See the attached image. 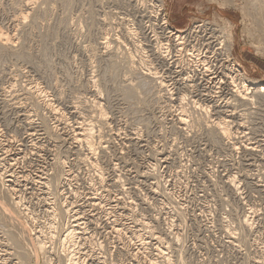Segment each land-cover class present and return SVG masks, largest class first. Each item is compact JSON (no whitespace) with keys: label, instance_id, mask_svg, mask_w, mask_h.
Listing matches in <instances>:
<instances>
[{"label":"rangeland","instance_id":"rangeland-1","mask_svg":"<svg viewBox=\"0 0 264 264\" xmlns=\"http://www.w3.org/2000/svg\"><path fill=\"white\" fill-rule=\"evenodd\" d=\"M28 1L0 0V32L15 42L0 46V173L14 188L0 264H264V105L230 102L228 85L234 67L264 83V0ZM220 118L230 141L209 127ZM82 120L97 123L85 126L92 153L76 142Z\"/></svg>","mask_w":264,"mask_h":264},{"label":"bare ground","instance_id":"bare-ground-1","mask_svg":"<svg viewBox=\"0 0 264 264\" xmlns=\"http://www.w3.org/2000/svg\"><path fill=\"white\" fill-rule=\"evenodd\" d=\"M25 1H26V0H25ZM30 1H31V0H30ZM33 1H34V0H33ZM33 1H31V2H29V1H28V2H25L26 6H28L27 4H30V3H32ZM35 1H36V0H35ZM35 1H34V2H35ZM25 4H24V5H25ZM26 6H25V7H26ZM26 8H27V7H26ZM21 13H22V12H20V15H23V13H22V14H21ZM18 15H19V14H18ZM25 15H26V14H25ZM20 17H21V16H20ZM24 17H25V16H22L23 19H22V18L17 19V17H16V19L18 20L17 23L20 22V19H22V21H23V20H24ZM22 21H21V22H22ZM165 23H166V22H165ZM19 24H20V23H19ZM162 24H163V23H161V25H162ZM163 26H164V25H163ZM164 27H165V26H164ZM166 28H167V26H166ZM159 29H160V28H159ZM159 29H158V30H159ZM199 30H200V29H199ZM0 31H1V30H0ZM152 32H153V31H152ZM176 32H177V31H174V32H173V35L175 34V37H174V36H173V37L176 38L177 41H178V40H182V39H180L181 36L178 37V35H176ZM194 32H195V31H194ZM195 33H196V32H195ZM170 34H171V33H170ZM154 35H155V34H154ZM156 35H157V34H156ZM168 35H169V34H168ZM171 35H172V34H171ZM192 35H193V34H192ZM209 35H210V34H209ZM197 36H198V35H197ZM10 37H11L10 34H9V37H8L7 34H4L3 32H0V46H1V47H4V48L9 47V46L11 47V44H13L12 42H14V40H13V38H10ZM171 37H172V36H171ZM193 37H194V36H193ZM167 38H168V37H167ZM167 38H166V39H167ZM174 38H173V39H174ZM207 38H208V37H207ZM209 38H210V37H209ZM211 38H214V37L212 36ZM211 38H210V39H211ZM192 39H193V38H192ZM198 39H199V38H198ZM214 39H215V38H214ZM12 40H13V41H12ZM169 40H170V38H169ZM11 41H12V42H11ZM157 42H158V41H157ZM172 42H173V41H172ZM172 42L170 41V43H172ZM183 42H184V41H183ZM190 42H191V41H190ZM14 43H15V42H14ZM107 43H108V41H107ZM173 43H174V42H173ZM179 43H180V41H179V42H175V45L179 46V45H180ZM187 43H188V42H187ZM196 43H197V42H196ZM200 43H201V42H200ZM160 44H161V43H160ZM178 44H179V45H178ZM183 44H184V43H183ZM188 44H189V43H188ZM13 45H14V44H13ZM156 46H157V45H156ZM161 46H162V45H161ZM164 46H165V45H164ZM181 46H182V44H181ZM206 46H207V45H206ZM13 47H14V46H13ZM103 47H105V46H103ZM107 47H108V46H107ZM159 47H160V46H159ZM168 47H169V46H168ZM174 47H176V46H174ZM179 47H180V46H179ZM197 47H199V46H197ZM197 47H196V48H197ZM152 48H153V47H152ZM161 48H162V47H161ZM170 48H171V47H170ZM177 48H178V47H177ZM180 48H181V47H180ZM180 48H179V49H180ZM184 48H185V47H184ZM200 48H201V46H200ZM228 48H229V47H228ZM9 49H10V48H9ZM12 49H13V48H12ZM107 49H108V48H107ZM175 49H176V48H175ZM180 50H181V49H180ZM185 50H186V49H185ZM191 50H192V49H191ZM205 50H206V49H205ZM205 50H204V51H205ZM211 50H212V49H211ZM161 51H162V50H161ZM164 51H165V50H164ZM172 51H173V50H172ZM177 51H178V50H177ZM189 51H190V49H189ZM199 51H200V50H199ZM227 51H228V50H227ZM159 52H160V51H159ZM178 52H179V51H178ZM182 52H184V51H182ZM186 52H188V51H186ZM193 52H194V51H193ZM207 52H208V51H207ZM157 53H158V52H157ZM174 53H175V52H174ZM184 53H185V52H184ZM189 53H190V52H189ZM196 53H197V52H196ZM196 53H195V54H196ZM210 53H211V52H210ZM162 54H163V51H162V53H161L160 55H162ZM202 54H203V51H202ZM202 54H201V55H202ZM211 54H212V56H213V53H211ZM211 54H209V55L211 56ZM214 54H215V53H214ZM158 55H159V54H158ZM166 55H167V54H166ZM175 55H176V54H175ZM189 55H191V54H189ZM193 55H194V54H193ZM206 55H207V54H206ZM215 55H216V54H215ZM173 56H174V55H173ZM186 56H187V53H186ZM199 56H200V54H199ZM228 56H229V55H228ZM159 57H160V56H159ZM175 57H176V56H175ZM184 57H185V56H184ZM188 57H189V56H188ZM192 57H193V56H192ZM206 57H207V56H206ZM206 57H205V58H206ZM225 57H226V59H227V56H225ZM161 58H162V57H161ZM179 58H180V57H179ZM195 58H196V56L194 57V59H195ZM203 58H204V57H203ZM228 58H229V57H228ZM162 59H163V58H162ZM174 59H175V58H174ZM187 59H188V58H187ZM199 59H200V58H199ZM207 59H208V57H207ZM180 60H181V59H180ZM189 60H190V59H189ZM197 60H198V59H197ZM201 60H202V58H201ZM203 60H204V59H203ZM181 61H182V60H181ZM198 61H199V60H198ZM206 61H209V60H206ZM217 61H219V59H217ZM226 61H227V60H226ZM188 62H189V61H188ZM199 62H200V61H199ZM214 62H215V61H214ZM173 63H174V62H173ZM185 63H186V62H185ZM192 63H195V62H192ZM208 63H209V62H208ZM212 63H213V62H212ZM222 63H224V62H222ZM233 63H234V62H233ZM132 64H133V63H132ZM179 64H180V63H179ZM189 64H190V63H189ZM196 64H197V63H196ZM200 64H201V63H200ZM202 64H203V62H202ZM202 64H201V65H202ZM204 64H206V63H204ZM210 64H211V63H210ZM210 64H209V65H210ZM213 64H214V63H213ZM215 64H216V63H215ZM174 65H175V64H174ZM198 65H199V64H198ZM216 65H217V64H216ZM194 66H195V65H194ZM213 66H215V65H213ZM220 66H221V63H220ZM224 66H225V65H224ZM230 66H231V65H230ZM177 67H178V66H177ZM180 67H181V66H180ZM185 67H187V66H185ZM196 67H197V65H196ZM199 67H200V66H199ZM204 67H205V65H204ZM226 67H227V65H226ZM228 67H229V66H228ZM134 68H135V67H134ZM183 68H184V67H183ZM191 68H192V67H191ZM191 68H190V69H191ZM202 68H203V67H202ZM208 68H209V67H208ZM131 69H132V67H131ZM188 69H189V68H187V70H188ZM190 69H189V70H190ZM193 69H194V68H193ZM196 69H197V68H196ZM217 69H218V68H217ZM229 69H230V68H229ZM237 69H238V68H237ZM237 69H235V67H234L233 71L235 72V74H233L234 76L230 75V83L228 84V85H231V89H230V91H231V95L233 94L232 97H229V96H228L229 99H230V102H231L232 100H234V98H235V99L238 100V102H239V101L242 102V104H249V103H250V104H254V103H255V104H259V105H260V104H263V105H264V83L261 82L260 80H257V79H251V78H250V79H248V78L245 79V78H243V77H242V74L238 72V71H240V70L238 69V71H237ZM133 70H134V69H133ZM147 70H148V69H147ZM203 70H204V68H203ZM208 70H209V69H208ZM215 70H216V68H215ZM222 70H223V67H222ZM176 71H177V70H176ZM196 71H197V70H196ZM206 71H207V65H206V67H205V71H204V72H206ZM212 71H213V70H212ZM227 71H228V70H227ZM233 71H232V68H231V71H230V72H231V73H234ZM132 72H133V71H132ZM179 72H180V71H179ZM184 72H186V71H184ZM191 72H192V71H191ZM200 72H201V70H200ZM200 72H198V73H200ZM219 72H220V70H219ZM180 73H181V72H180ZM201 73H202V72H201ZM209 73H210V72H208V74H209ZM220 73H223V71L220 72ZM225 73H226V72H225ZM148 74H149V73H148ZM195 74H196V73H195ZM195 74H193V75H195ZM210 74H212V73H210ZM227 74H228V73H227ZM151 75H152V74H151ZM183 75H184V73H183ZM189 75H190V74H189ZM191 75H192V74H191ZM191 75H190V76H191ZM205 75H206V74H205ZM222 75H223V74H221V77H222ZM225 75H226V74H225ZM157 76H158V75H157ZM176 76H177V75H176ZM199 76H200V75H198V77H199ZM202 76H203V75H202ZM202 76H201V78H202ZM179 77H180V76H179ZM183 77H184V76H183ZM187 77L189 78V76H187ZM212 77H213V76H212ZM221 77H220V78H221ZM225 77H226V76H225ZM152 78H153V77H152ZM155 78H156V77H155ZM184 78H185V77H184ZM188 78H187L186 80H188ZM192 78H193V77H192ZM192 78H191V79H192ZM215 78H216V77H215ZM218 78H219V77H218ZM220 78H219V79H220ZM150 79H151V78H150ZM202 79H203V78H202ZM211 79H212V78H211ZM152 80H153V79H152ZM198 80H199V79H198ZM200 80H201V79H200ZM206 80H208V79H206ZM215 80H216V79H215ZM224 80H225V79H224ZM189 81H190V79H189ZM219 81H221V80H219ZM226 81H227V80H226ZM228 81H229V80H228ZM192 82H193V80H192ZM198 82H199V81H198ZM200 82H201V81H200ZM221 82H222V81H221ZM160 83H161L162 86H163V83H162V82H160ZM160 83H159V84H160ZM181 83H182V82H181ZM183 83H184V82H183ZM189 83H190V82H189ZM215 83H216V82H215ZM217 83H218V82H217ZM222 83H223V82H222ZM225 83H226V82H225ZM187 84H188V81H187ZM187 84H186V85H187ZM192 84H193V83H192ZM204 84H205V83H204ZM218 84H219V83H218ZM218 84H217V85H218ZM223 84H224V83H223ZM193 85H194V84H193ZM211 85H214V84H211ZM219 85H220V84H219ZM159 86H160V88L162 87L161 85H159ZM220 86H221V85H220ZM190 87H191V86H190ZM192 87H193V86H192ZM196 87H197V86H196ZM216 87H218V86H216ZM216 87H215V88H216ZM226 87H227V86H226ZM164 88H165V84H164ZM186 88H187V87H186ZM206 88L209 89V87H206ZM211 88H212V87H211ZM222 88H223V87H222ZM162 89H163V88H162ZM162 89H161V90H162ZM184 89H185V88H184ZM212 89H214V88H212ZM217 89H218V88H217ZM217 89H216V91H217ZM224 89H225V88H224ZM227 89H228V88H227ZM161 90H160V91H161ZM219 90H221V89H219ZM219 90H218V91H219ZM228 90H229V89H228ZM28 91L31 92L30 88H29ZM163 91H164V89H163ZM204 91H205V90H204ZM204 91H203V92H204ZM206 91H208V90H206ZM212 91H213V90H212ZM212 91H211V92H212ZM214 91H215V90H214ZM214 91H213V92H214ZM30 92H29V93H30ZM166 92H167V91H166ZM201 92H202V91H201ZM213 92H212V93H213ZM226 92H229V91H226ZM25 93H26V90H25ZM29 93L27 92V94H29ZM179 93H180V92H179ZM197 93H198V92H197ZM199 93H200V92H199ZM212 93H211V94H212ZM222 93H223V92H222ZM229 93H230V92H229ZM170 94H171V93H170ZM204 94H205V93H203L202 95H204ZM216 94H218V93H216ZM10 95H11V94H10ZM186 95H187V94H186ZM206 95H207V94H206ZM214 95H215V94H214ZM229 95H230V94H229ZM231 95H230V96H231ZM32 96H33V94H32ZM184 96H185V95H184ZM217 96H218V95H217ZM219 96H221V95H219ZM223 96H224V95H223ZM26 97H28V96H26ZM207 97H208V96H207ZM226 97H227V96H226ZM226 97H225V98H226ZM21 98H22V97H21ZM21 98H19V100H20ZM28 98H29V97H28ZM32 98H33V97H32ZM212 98H213V97H212ZM231 98H232V100H231ZM210 99H211V98H209V100H210ZM215 99H216V98H215ZM218 99H219V98H218ZM222 99H223V98H222ZM240 99H241V100H240ZM26 100H27V99H26ZM180 100H181V99H180ZM180 100H179V101H180ZM182 100H183V99H182ZM182 100H181V101H182ZM216 100H217V99H216ZM11 101H12V100H11ZM17 101H18V100H17ZM27 101H28V100H27ZM91 101H92V100H91ZM192 101H193V100H192ZM222 101H223V100H222ZM225 101H227V99H226ZM47 102H48V101H47ZM94 102L96 103L97 101L94 100V101L91 102V103H94ZM176 102H177V101H176ZM207 102H208V100H207ZM210 102H211V101H210ZM230 102H229V100H228L227 103L230 104ZM238 102H237V104H238ZM240 102H239V103H240ZM13 103H14V102H13ZM19 103H20V102H19ZM181 103H182V102H181ZM215 103H216V102H215ZM16 104H17V102H16ZM48 104H49V103H48ZM50 104H51V103H50ZM50 104H49V106H50ZM179 104H180V103H179ZM213 104H214V103H213ZM224 104H226V103H224ZM224 104H222V105H224ZM229 104H228V105H229ZM233 104H234V103H233ZM233 104H232L231 106H236V105H237V104H236V105H233ZM240 104H241V103H240ZM92 105H93V104H92ZM92 105H91V108H90L91 110H92V107H93ZM96 105L98 106L97 103H96ZM96 105H95V106H96ZM99 105H100V104H99ZM15 106H16V105H15ZM45 106H46V105H45ZM45 106H44V107H45ZM97 106H96V108H95L94 110H97V109H98ZM202 106H203V105H202ZM216 106H217V105H216ZM220 106H221V105H220ZM243 106H245V105H243ZM249 106L251 107L252 105H248V107H249ZM257 106H258V105H257ZM260 106L262 107V105H260ZM18 107L20 108L21 105L18 106ZM18 107H17V108H18ZM28 107H29V106H28ZM51 107H53L52 104H51ZM89 107H90V106H89ZM98 107H99V106H98ZM179 107H180V106H179ZM192 107H193V106H192ZM194 107H195V109H196V106H194ZM218 107H219V106H218ZM223 107H224V106H223ZM223 107H222V108H223ZM229 107H230V106H229ZM261 107H260V108H261ZM263 107H264V106H263ZM263 107H262V108H263ZM24 108H26V107H24ZM49 108H50V107H49ZM100 108H101V107H100ZM100 108H99V109H100ZM180 108H181V107H180ZM234 108H235V107H234ZM240 108H241V106H240ZM240 108H239V109H240ZM243 108H244V107H243ZM245 108H246V107H245ZM245 108H244V109H245ZM255 108H256V107H255ZM11 109H12V108H11ZM45 109H47V108H45ZM181 109H182V108H181ZM199 109H200V108H199ZM205 109H206V107H205ZM207 109H209V108H207ZM207 109H206V110H207ZM227 109H228V108H227ZM22 110H23V109H22ZM22 110H21V111H22ZM56 110H58V109H56ZM75 110H76V109H75ZM101 110H102V109H101ZM225 110H226V109H225ZM240 110H241V109H240ZM247 110H248V109H247ZM21 111H20V112H21ZM23 111H24V110H23ZM23 111H22V112H23ZM25 111H26V109H25ZM28 111H29V110H28ZM28 111H27V113H28ZM51 111H53L52 108H51ZM72 111H73V110H72ZM102 111H103V110H102ZM197 111H198V109H197ZM203 111H205L203 108L201 109V111L199 110V112H201V114H202ZM216 111H217V110H216ZM218 111H220V110H218ZM222 111H223V110H222ZM234 111H235V110H234ZM234 111H233V113H234V114H237V113H235ZM238 111H239V110H238ZM242 111H244V110L242 109ZM74 112H75V111H74ZM90 112H91V111H90ZM92 112H93V111H92ZM94 112H95V111H94ZM94 112H93V113H94ZM98 112H99V111H98ZM182 112H183V109H182ZM226 112H227V111H226ZM229 112H230V111H229ZM229 112H228V114H229ZM3 113H4V112H3ZM27 113H26V114H27ZM50 113H51V112H50ZM53 113H54V112H53ZM57 113H59V112L57 111ZM62 113H63V112H62ZM96 113H97V112H96ZM99 113H100L99 115L96 114V115H98L99 117H97V116H96V117L99 118V120H101V119H102V116H103V114H104V112L101 113V111H100ZM246 113H247V112H246ZM22 114H23V113H22ZM55 114H56V113H55ZM71 114H72V117H73L74 114H73V113H71ZM94 114H95V113H94ZM203 114H204V112H203ZM205 114H206V113H205ZM228 114H226V115H228ZM243 114H244V113H243ZM20 115H21V114H20ZM23 115H24V114H23ZM28 115L30 116L29 113H28L26 116H28ZM76 115H77V114H76ZM76 115H75V116H76ZM226 115H225V116H226ZM4 116H5V115H4ZM183 116H184V115H183ZM234 116H236V115H234ZM77 117H78V116H77ZM82 117H83V116H82ZM90 117H92V116H90ZM93 117H94V116H93ZM93 117H92V119L94 120ZM104 117H105V116H104ZM177 117H178V116H177ZM180 117H181V116H180ZM208 117H209V116H208ZM26 118H27V117H25V120H26ZM31 118H32V117H31ZM73 118H74V117H73ZM75 118H76V117H75ZM175 118H176V117H175ZM217 118H218V116H217ZM247 118H248V117H247ZM76 119H77V118H76ZM86 119H87V118H86ZM177 119H178V118H177ZM204 119H205V118H204ZM209 119H210V118H209ZM225 119H226V118H224V119H223V118H222V119L220 118L219 120L216 119L217 121L215 120V121L211 122V126H210L209 122L212 121V119L209 120V122H208V121H206V122H208L207 125L209 124V127H213V126H215V128H216L215 131L218 132V134H217L218 136L221 135V136H224V137H226V138L228 139V138H231V137H232V136H230V133H231L230 130H231L232 128L230 129V126H231V125L229 126L228 121H226ZM240 119H241V118H240ZM22 120H24V116H23ZM29 120H30V119H29ZM90 120H91V119H90ZM105 120H106V119H105ZM183 120H184V119H183ZM232 120H233V119H232ZM18 121H19V120H18ZM33 121H34V120H33ZM33 121H32V122H33ZM94 121H96V120H94ZM94 121H93V122H94ZM97 121H98V120H97ZM181 121H182V118L180 119V123H182ZM185 121H186V120H185ZM230 121H231V120L229 119V122H230ZM241 121H242V120H241ZM24 122H25V121H24ZM32 122H31V120L28 121V122H26V124L28 123V127H31V128H32V125H33ZM57 122H58V120H57ZM66 122H67V121H66ZM66 122H64V123H66ZM73 122H74V121H73ZM75 122H76V121H75ZM89 122H90V121H89ZM89 122L86 121V123H85V120H82V121L80 122V123H81L80 126H82V127L79 128V129H81V130H79L78 132L76 131V132H77V135H75L74 132H73V133H74V135L77 137L76 142H77L78 140L81 141V140L84 139V142L82 141V142H83V145L86 144L85 146H87V150H88L89 152H91V151H92V148H94L93 145H95V144H93L92 141H91L90 143L93 144V145H91V144H89V143L87 142L88 140H86V139H90L88 136H89V134H91V133H90L91 130H90V132H89V129H92V128H93V127H92V128L89 127V125H88V124H90ZM101 122H102V121H100V124H102ZM103 122H104V120H103ZM178 122H179V120H178ZM183 122H184V121H183ZM232 122L234 123V121H232ZM62 123H63V122H62ZM80 123H79V124H80ZM87 123H88V124H87ZM94 123H95V122H94ZM94 123H93V124H94ZM204 123H205V122H204ZM212 123H213L214 125H213ZM248 123H249V121H248ZM22 124H23V123H22ZM66 124H68V123H66ZM69 124H70V122H69ZM76 124H77V123H76ZM76 124H75V125H76ZM98 124H99V123H98ZM182 124H185V123H182ZM5 125H6V124H5ZM23 125H24V124H23ZM34 125H35V124H34ZM37 125H38V124H37ZM40 125H41V124H40ZM63 125H64V124H63ZM96 125H97V123H96ZM96 125H93L94 128H95ZM212 125H213V126H212ZM239 125L241 126V124H239ZM247 125H248V124H247ZM24 126H27V125H24ZM42 126H43V125H42ZM85 126H86V127L88 126L89 129L86 128ZM98 126H100V125H98ZM103 126H104V123H103ZM236 126H237V125H236ZM236 126H235V127H236ZM43 127H44V126H43ZM73 127H74V126H73ZM237 127H238V126H237ZM243 127H244V126H243ZM25 128H26V127H25ZM48 128H50V127H48ZM62 128H64V127H62ZM62 128H61V129H62ZM94 128H93V129H94ZM213 128H214V127H213ZM215 128H214V129H215ZM27 129H28V128H27ZM38 129H39V128H38ZM42 129H43V128H42ZM93 129H92V130H93ZM96 129H97V128H96ZM99 129H100V128H99ZM209 129H210V128H209ZM30 130H31V129H30ZM32 130H33V129H32ZM40 130H41V128H40ZM40 130H39V131H40ZM43 130L46 131L47 129L44 128ZM52 130H53V129H52ZM64 130H65V129H64ZM64 130L62 131V133L65 132ZM72 130H73V129H72ZM74 130H75V128H74ZM74 130H73V131H74ZM232 130H233V129H232ZM93 131H94V130H93ZM93 131H92V132H93ZM99 131H100V130H99ZM99 131H98V132H99ZM104 131H105V130H104ZM104 131H103V132H104ZM215 131H214V132H215ZM235 131H236V130H235ZM235 131H234V132H235ZM237 131H238V130H237ZM26 132H27V130H26ZM28 132H29V131H28ZM30 132H31V131H30ZM35 132H37V130H35ZM43 132H44V131H43ZM50 132H51V131H50ZM211 132H212V130H211ZM21 133H22V132H21ZM32 133H33V132H32ZM45 133H46V135H47V134L49 135V132L47 133V131H46ZM52 133H53V132H52ZM212 133H213V132H212ZM235 133H239V132H235ZM26 134H27V133H26ZM34 134H39V133H34ZM102 134H103V133H102ZM219 134H220V135H219ZM9 135H10V134H9ZM14 135H16V134H14ZM32 135H33V134H32ZM62 135H63V134H62ZM62 135H60V138H61ZM65 135H66V134H65ZM93 135H94V134L92 133V137L94 138ZM214 135H215V133H214ZM232 135H234V134L232 133ZM236 135H237V134H236ZM26 136H27V135H26ZM29 136H30V135H29ZM33 136H36V135H33ZM69 136H70V135H69ZM69 136H68V137H69ZM96 136H98V135L96 134ZM218 136H217V137H218ZM240 136H241V135H240ZM245 136H246V135H245ZM20 137H21V135H20ZM42 137H44V136H42ZM42 137H41V139H42ZM47 137H49V136H47ZM54 137H55V135H54ZM56 137H57V136H56ZM56 137H55V139H56ZM68 137H67V138H68ZM76 137H75V138H76ZM234 137H236V136H234ZM234 137H233V138H234ZM12 138H13V137H12ZM12 138H11V139H12ZM15 138H16V137H15ZM27 138H28V137H27ZM29 138H30V137H29ZM34 138H35V137H34ZM52 138H53V137H52ZM58 138H59V136H58ZM70 138H71V137H70ZM100 138H101V137H100ZM221 138H222V137H221ZM20 139H21V138H20ZM24 139H25V138H24ZM31 139H32V138H31ZM31 139H30V140H31ZM49 139H50V138H49ZM61 139H62V138H61ZM65 139H66V138H65ZM68 139H69V138H68ZM73 139H74V138H73ZM98 139H99V138H97V140H98ZM9 140H10V138H9ZM9 140H6V141L9 143ZM12 140H13V139H12ZM16 140H17V139H16ZM21 140H22V139H21ZM28 140H29V139H28ZM56 140H57V139H56ZM70 140H71V139H70ZM74 140H75V139H74ZM91 140H93V141L96 140V137H95V139H91ZM100 140H101V139H100ZM219 140H220V139H219ZM223 140H224V138H223ZM228 140H229V139H228ZM228 140H227V141H228ZM35 141H36V140H35ZM35 141H33V142H35ZM39 141H40V140H39ZM50 141H51V140H50ZM68 141H69V140H68ZM85 141H86V143H85ZM89 141H90V140H89ZM98 141H99V140H98ZM98 141H97V142H98ZM103 141H104V140H103ZM229 141H230V140H229ZM11 142H12V141H11ZM14 142H15V141H14ZM30 142H31V141H30ZM42 142H43V141H42ZM45 142H46V141H45ZM69 142H70V141H69ZM74 142H75V141H74ZM82 142H81V144H82ZM97 142H96V143H97ZM232 142H234V141H232ZM35 143H36V142H35ZM38 143H40V142H38ZM78 143H80V142H78ZM78 143H77V144H78ZM101 143H102V142H101ZM236 143H237V142H236ZM258 143H259V142H258ZM15 144H17V141H16V143H14V145H15ZM20 144H21V143H20ZM20 144H19V145H20ZM22 144H23V143H22ZM5 145H6V144H5ZM9 145H11V144L9 143ZM14 145H13V146H14ZM46 145H47V144H46ZM46 145H45V146H46ZM145 145H146V144H145ZM232 145L234 146V144H232ZM2 146H4V145H2ZM2 146H1V143H0V147H2ZM21 146H22V145H21ZM30 146H31V145H29V149H30ZM34 146H35V145H34ZM43 146H44V145H43ZM62 146H63V145H62ZM72 146H73V145H72ZM85 146H84V147H85ZM97 146L100 147V145H97ZM102 146H104V144H103ZM233 146H232V147H233ZM245 146H246V145H245ZM9 147H10V146H9ZM31 147H32V146H31ZM35 147H36V146H35ZM39 147H40V145H39ZM74 147H75V146H74ZM79 147H80V146H78V148H79ZM95 147H96V146H95ZM235 147H236V146H235ZM246 147H248V146H246ZM16 148H18V147H16ZM47 148H48V147H47ZM50 148H51V147H50ZM50 148H49V149H50ZM68 148H69V147H67V150L70 152V150H69ZM70 148H71V146H70ZM85 148H86V147H85ZM105 148H106L105 146L102 147L103 150H104ZM6 149H7V148H6ZM20 149H21V148H20ZM20 149L18 148V150H20ZM37 149H38V148H36V150H37ZM41 149H42V147H41ZM58 149H59V148H58ZM95 149H96V148H95ZM245 149H249V150H250L251 147H249V148H245ZM252 149H253V147H252ZM252 149H251V150H252ZM10 150H11V149H10ZM16 150H17V149H16ZM56 150H57V148H56ZM56 150H55V151H56ZM73 150H74V149H73ZM76 150H77V149H76ZM78 150H79V149H78ZM81 150L83 151L82 148H81ZM100 150H101V149H100ZM103 150H101V151H103ZM251 150H250V151H251ZM0 151H1V149H0ZM2 151H3V150H2ZM28 151H29V150H28ZM30 151H31V150H30ZM43 151H44V150H43ZM51 151H52V150H51ZM74 151H75V150H74ZM93 151H94V150H93ZM96 151H97V150H96ZM96 151H94V152H96ZM253 151H254V150H253ZM12 152H13V149H12ZM14 152H15V151H14ZM32 152H33V151H32ZM36 152H38V150H37ZM36 152H35V153H36ZM39 152H40V151H39ZM41 152H42V151H41ZM45 152H46V151H45ZM49 152H50V151H49ZM85 152H86V150H85ZM3 153H4V152H3ZM3 153H0V161H4V160L7 159V158L4 156V155H6V154H3ZM5 153H6V151H5ZM7 153H8V152H7ZM23 153H24V151H23ZM23 153H22V154H23ZM29 153H31V152H29ZM35 153H34V154H35ZM52 153H53V152H52ZM60 153H61V152H60ZM70 153H71V152H70ZM76 153L79 154V152H77V151H76ZM83 153H84V152H83ZM83 153H82V155H84ZM91 153H92V152H91ZM91 153H90V155H91ZM19 154H20V153H19ZM25 154H26V152H25ZM49 154H50V153H49ZM71 154H72V153H71ZM80 154H81V153H80ZM95 154H96V153H95ZM97 154H98V153H97ZM27 155H28V153H27ZM37 155H38V154H37ZM50 155H51V154H50ZM55 155H56V154H55ZM74 155H77V154H74ZM93 155H94V153H93ZM9 156H10V155H9ZM21 156H22V155H21ZM34 156H35V155H34ZM52 156H53V155H52ZM64 156H65V155H64ZM79 156H80V155H79ZM79 156H77V158H79ZM85 156H86V154H85ZM95 156H96V155H95ZM95 156H94V158H95ZM19 157H20V156H19ZM83 157H84V156H83ZM83 157H80V158L82 159ZM88 157H90V156H88ZM13 158H15V157H13ZM23 158H24V157H23ZM26 158H27V156H26ZM94 158H93V159H94ZM104 158H105V157H104ZM165 158H166V157H165ZM165 158H164V159H165ZM21 159H22V158H21ZM21 159H20V160H21ZM31 159H32V158H31ZM45 159H46V158H45ZM84 159H85V162H87V161H86V158H84ZM87 159H89V158H87ZM90 159H91V158H90ZM90 159H89V160H90ZM161 159H162V158H161ZM12 160H13V159H12ZM54 160H55V159H54ZM64 160H65V159H64ZM64 160H63V161H64ZM67 160H68V158H67ZM94 160H95V159H94ZM8 161H10V160H8ZM15 161H16V160H15ZM15 161H14V162H15ZM52 161H53V160H52ZM83 161H84V160H83ZM91 161H92V160H91ZM59 162H60V161H59ZM85 162H84V163H85ZM89 162H90V161H89ZM1 163H2V162H1ZM12 163H13V162H12ZM61 163H62V161H61ZM79 163H80V162H79ZM81 163H82V162H81ZM81 163H80V164H81ZM92 163H94V162H92ZM95 163L98 164V162H95ZM42 164H43V163H42ZM49 164H51V163H49ZM53 164H54V163H53ZM53 164H52V165H53ZM87 164H88V163H87ZM3 165H4V164H3ZM16 165H18V164H16ZM56 165H57V164H56ZM61 165H62V164H61ZM88 165H91V164H88ZM98 165H99V164H98ZM1 166H2V165H1ZM18 166H19V165H18ZM30 166H31V165H30ZM59 166H60V165H59ZM93 166H94V169H95L97 172H99L98 169H96L97 166H96V165H93ZM114 166H115V165H114ZM51 167H52V166H51ZM61 167H62V166H61ZM85 167L87 168L88 166H85ZM48 168H49V167H48ZM58 168H59V167H58ZM110 168H111V167H110ZM1 169H2V168H1ZM41 169H42V168H41ZM52 169H53V167H52ZM56 169H57V168H56ZM88 169H90V168H88ZM99 169H100V168H99ZM113 169H114V168H113ZM60 171H61V170H60ZM66 171H67V170H66ZM89 171H90V170H89ZM91 171H93V170H91ZM114 171H115V170H114ZM4 172H5V171H4ZM22 172H23V171H22ZM22 172H21V173H22ZM29 172H30V171H29ZM46 172H47V171H46ZM53 172H54V171H53ZM12 173H13V172H12ZM12 173H10V174L7 173V174H8L7 176L10 177V175H12V177H13V174H12ZM24 173H25V172H24ZM14 174H15V173H14ZM57 174H58V173H57ZM97 174H98V173H97ZM97 174H96V175H97ZM2 175H3V173H0V180H2V182L0 181V186L3 185V186L6 188V192L3 193L5 190L2 191V188L4 189V187L1 186V191H2L1 193L4 194V196L2 197L1 194H0V216H1V214L4 215V214L9 213V210H10V209H9L10 207H8L9 204L7 205V203L5 202V201L8 199V197L6 198V200H4V199H5L4 197H6L5 194H6V193L9 194V195H10L9 197H11V193H14V192H13V191H14V188H13V187H10V185H9V187H8V184H6L7 187L4 185L3 182L7 183V182H9L10 180H9V179L4 180V179L2 178ZM15 175H16V174H15ZM17 175H18V174H17ZM40 175H41V174H40ZM53 175H54V174H53ZM98 175H99V174H98ZM101 175H102V174H101ZM101 175H100V176H101ZM7 176H6V177H7ZM18 176H19V175H18ZM18 176H17V177H18ZM70 176H71V174H70ZM100 176H99V177H100ZM150 176H151V175H150ZM3 177H4V176H3ZM19 177H21V176H19ZM25 177H26V175H25ZM39 177H40V176H39ZM61 177H62V174H61ZM4 178H5V177H4ZM48 178H49V177H48ZM63 178H65V177H63ZM97 178H98V176H97ZM152 178H153V177H152ZM5 179H6V178H5ZM27 179H28V178H27ZM43 179H44V178H43ZM40 180H41V179H40ZM48 180L50 181V178H49ZM55 180H56V178H55ZM99 180H100V179H99ZM14 181H15V179H14ZM22 181H23V180H22ZM29 181H30V180H29ZM52 181H53V180H52ZM95 181H96V180H95ZM101 181H102V179H101ZM31 182H33V181H31ZM37 182H38V180H37ZM45 182H46V180H45ZM53 182H55V181H53ZM232 182H233V181H232ZM11 183H12V182H11ZM13 183H14V182H13ZM38 183H39V182H38ZM41 183H42V181H41ZM41 183H40V184H41ZM46 183H47V182H46ZM46 183H45V184H46ZM49 183H50V182H49ZM95 183H96V182H95ZM98 183H99V182H98ZM155 183H156V182H155ZM27 184H28V183H27ZM32 184H33V183H32ZM45 184H44V186H45ZM54 184H56V183H54ZM96 184H97V183H96ZM17 185H18V184H17ZM47 185H48V184H47ZM47 185H46V186H47ZM99 185H101V183H100ZM41 186H42V185H41ZM68 186H69V185H68ZM154 186H155V185H154ZM14 187H16V186H14ZM19 187H20V186H19ZM49 187H50V185H49ZM56 187H57V186H56ZM47 188H48V187H47ZM69 188H70V187H69ZM93 188L95 189V187H93ZM99 188H100V186H99ZM234 188H235V187H234ZM55 189H56V188H55ZM15 190H16V188H15ZM45 190H47V189H45ZM48 190H49V189H48ZM70 190H71V189H70ZM86 190H87V189H86ZM153 190H154V189H153ZM33 191H34V190H33ZM76 191H77V190H76ZM67 192H68V191H67ZM67 192H66V193H67ZM96 192H97V191H96ZM152 192H153V191H152ZM16 193H17V192H16ZM32 193H33V192H32ZM52 193H54V192H52ZM71 194H73V193H71ZM13 195H15V194H13ZM33 195H34V194H33ZM75 195H77V194H75ZM75 195H74V196H75ZM83 195H84V194H83ZM42 196H43V195H42ZM93 196H94V195H93ZM61 197H62V196H61ZM61 197H60V198H61ZM3 198H4V199H3ZM18 198H19V197H18ZM57 198H58V197H57ZM68 199H69V198H68ZM90 199H91V198H90ZM90 199H89V200H90ZM40 200H41V199H40ZM83 200H84V198H83ZM91 200H92V199H91ZM12 201H13V199H12ZM12 201H10V202H12ZM17 201H18V200H17ZM72 201H73V200H72ZM93 201H94V200H93ZM10 202H9V203H10ZM47 202H48V201H47ZM57 202H58V201H57ZM95 202H96V206H97L98 203H97V201H95ZM13 203H14V202H13ZM81 203H82V202H81ZM89 203H90V201H89ZM93 203H94V202H93ZM16 204H17V202H16ZM18 204H19V203H18ZM44 204H45V203H44ZM51 204H52V203H51ZM90 204H91V203H90ZM99 204H100V203H99ZM84 205H85V204H84ZM62 206H63V205H62ZM98 206H99V205H98ZM15 207H17V206H15ZM30 207H31V206H30ZM54 207H55V206H54ZM56 207H57V206H56ZM65 207H66V206H65ZM72 207H73V206H72ZM83 207H84V206H83ZM92 207H94V205H93ZM50 208H53V207L50 206L49 209H50ZM63 208H64V207H63ZM100 208H101V207H100ZM8 209H9V210H8ZM11 209H12V213H13V210H14V211L16 210V209L13 208V207H11ZM26 209H27V208H26ZM60 209H62L61 206H60L59 210H60ZM65 209H67V208H64V210H65ZM83 209H84V208H83ZM17 210H18V209H17ZM101 210H102V209H101ZM18 211H19V210H18ZM48 211H49V210H48ZM62 211H63V210H61V212H62ZM65 211H66V210H65ZM85 211H86V209H85ZM1 212H2V213H1ZM10 212H11V210H10ZM19 212H20V211H19ZM54 212H55V211H54ZM63 212H64V211H63ZM66 212H67V211H66ZM98 212H99V211H98ZM14 213H15V214H14ZM14 213H13V214H14L15 216H17V215H16V211H15ZM17 213H18V212H17ZM20 213H21V212H20ZM20 213H19V214H20ZM99 213H100V212H99ZM9 214H10V213H9ZM9 214H8V216H9ZM19 214H18V215H19ZM54 214H55V213H54ZM3 215H2V216H3ZM10 215H11V214H10ZM14 215H13V216H14ZM21 215H22V214H21ZM76 215H77V214H76ZM2 216H1V217H2ZM13 216H9V218H10V217L12 218ZM80 216H81V215H80ZM96 216H97V215H96ZM1 217H0V218H1ZM4 217H5V216H4ZM27 217H28V216H27ZM9 218L6 217V219H8L7 221L10 222V220H12V219H9ZM16 218H17V217H15V218H13V219L15 220ZM79 218H80V217H79ZM81 218H82V217H81ZM93 218H94V217H93ZM6 219H3V220H6ZM18 219H19V217H18ZM25 219H26V218H25ZM74 219H75V218H74ZM74 219H73V220H74ZM71 220H72V219H71ZM76 220H77V219H76ZM243 220L245 221V219H243ZM24 221H25V220H24ZM80 221H81V220H80ZM112 221H113V220H112ZM11 222H12V221H11ZM17 222H19V221H17ZM17 222H16V220H15L14 224H18ZM77 222H78V220H77ZM241 222H243V221H241ZM5 223H6V222H5ZM5 223H4V224H5ZM7 223H8V222H7ZM20 223H21V221H20ZM248 223H250L248 220L245 221V223L243 222V224H245V226H247V227H248V225H249ZM11 224H12V223H11ZM74 224H76V223H74ZM96 224H97V223H96ZM2 225H3V224H2ZM8 225H9V224H8ZM69 225H70V223H69ZM80 225H81V224H80ZM97 225H98V224H97ZM97 225H96V226H97ZM141 225H142V224H141ZM9 226L11 227V225H9ZM18 226H20V225L18 224ZM22 226H23V225H22ZM27 226H28V225H27ZM15 227H16V226H15ZM69 227H70V226H69ZM71 227H72V225H71ZM249 227H250V225H249ZM249 227H248V228H249ZM3 228H4V227H3ZM6 228H8V227L6 226ZM18 228H20V227H18ZM78 228H79V227H78ZM250 228H251V227H250ZM9 229H10V228H9ZM14 229H15V228H14ZM20 229H21V228H20ZM23 229H24V228H22V230H23ZM25 229H26V228H25ZM75 229H76V228H72V229L70 228V230H69V228H68V230H66L67 233H66V234L64 233V235L69 236V241H70V236H72V235L75 234V233H74V232L76 231ZM80 229H82L81 226H80ZM7 230H8V229H7ZM16 230H17V228H16ZM16 230H15V231H16ZM27 230H28V229H26V231H27ZM5 231H6V229H5ZM15 231H14V232H15ZM18 231H19V230H17V232H18ZM28 231H30V230H28ZM66 231H65V232H66ZM81 231H82V230H81ZM228 231H229V230H228ZM21 232H22V231H21ZM77 233H78V231H77ZM80 233H81V232H80ZM20 234H23V233H20ZM78 234H79V233H78ZM87 234H88V233H87ZM13 235H15V234H13ZM27 235H29V234L27 233V234L25 235V233H24V237L26 236V237H25V240H26V241L28 240V243L26 242L25 245L29 244V241H30L29 239H27V238H28ZM16 236H17V238H18V237L21 236V235L16 234ZM66 236H63L64 239H65ZM76 236H77V235H76ZM82 236H83V235H82ZM228 236H229V235H228ZM11 237H13V236L11 235ZM14 237H15V236H14ZM22 237H23V235H22ZM22 237H21V238H18V239H20V241H21V240H24V239H22ZM34 237H35V236H34ZM15 238H16V237H15ZM17 238H16V241H18ZM29 238H30V236H29ZM35 238H36V237H35ZM51 238H52V237H51ZM66 238H67V237H66ZM73 238H75V237H73ZM32 239H33V238H32ZM64 239H63V240H64ZM158 239H159V238H158ZM36 240H38V239H36ZM36 240H35V242H37V243L39 244V243H40V241H39L40 239L38 240L39 242L36 241ZM67 240H68V239H67ZM72 240H73V239H72ZM156 240H157V239H156ZM6 241H7V240H6ZM20 241H18V243H19ZM33 241H34V239H33ZM73 241H74V240H73ZM73 241H72V242H73ZM158 241H159V240H158ZM21 243H22V242H21ZM21 243H19V244H21ZM32 243H33V242H32ZM32 243H31V241H30V244H31V245H32ZM67 243H68V242H67ZM69 243H70V242H69ZM0 244H1V243H0ZM30 244H29V245H30ZM23 245H24V243H23ZM29 245H27V246L29 247ZM31 245H30V247H31ZM33 245H34V244H33ZM43 245H44V244H43ZM43 245H39L38 247H41V246L43 247ZM2 246H3V245H2ZM21 246H22V244H21ZM21 246H20V248H21ZM27 246H26V247H27ZM62 246H63V245H62ZM22 247H23V246H22ZM24 247H25V246H24ZM26 247H25V248H26ZM28 247H27V248H28ZM34 247H36V246H34ZM42 247H41V248H42ZM61 248H63V247H61ZM12 249H13V248H12ZM23 249H24V248H23ZM33 249H34V248H33ZM39 249H40V248H38V250H39ZM22 251H23V250H22ZM35 251H36V250H34V252H35ZM66 251H67V250H66ZM66 251H65V252H66ZM3 252H4V251H3ZM69 252H71V250H70ZM36 253H37V252H36ZM71 253H72V252H71ZM19 254H20V253H19ZM68 254H69V253H68ZM21 255H22V254H21ZM35 255H36V254H35ZM62 255H63V254H62ZM70 255H71V257L69 258ZM63 256H64V255H63ZM66 256H67V255H66ZM69 256H68L69 261H72V254H69ZM97 256H98V255H97ZM13 257H14V256H13ZM13 257H12V258H13ZM15 257H16V256H15ZM19 257H20V255H19ZM22 257H23V256H22ZM66 258H67V257H66ZM73 258H74V257H73ZM75 259H76V257H75ZM73 260H74V259H73ZM102 260H103V259H102ZM12 261H13V260H12ZM74 261H75V260H74ZM157 262H158V261H157ZM9 263H10V262H9ZM103 263H104V262H103ZM153 263L156 264L155 262H153ZM153 263H151V264H153ZM164 263H165V262H164ZM157 264H160V263H157Z\"/></svg>","mask_w":264,"mask_h":264}]
</instances>
